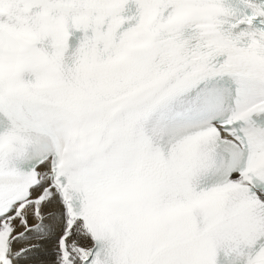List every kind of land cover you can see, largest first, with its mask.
I'll return each instance as SVG.
<instances>
[{"label":"snow or ice","instance_id":"1","mask_svg":"<svg viewBox=\"0 0 264 264\" xmlns=\"http://www.w3.org/2000/svg\"><path fill=\"white\" fill-rule=\"evenodd\" d=\"M0 264H264V0H0Z\"/></svg>","mask_w":264,"mask_h":264}]
</instances>
